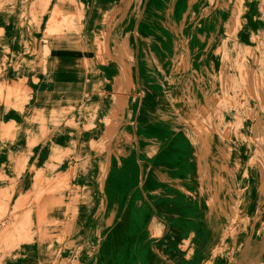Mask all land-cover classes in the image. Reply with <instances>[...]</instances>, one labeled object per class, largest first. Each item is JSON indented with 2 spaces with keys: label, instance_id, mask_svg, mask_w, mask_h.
<instances>
[{
  "label": "rangeland",
  "instance_id": "obj_1",
  "mask_svg": "<svg viewBox=\"0 0 264 264\" xmlns=\"http://www.w3.org/2000/svg\"><path fill=\"white\" fill-rule=\"evenodd\" d=\"M11 27L24 32L10 37ZM132 40L136 57L125 53ZM140 42L149 47L142 76ZM8 47L21 55L0 56V264H232L235 256L242 264L250 239V249L262 250L264 220H250L245 243L234 240L238 206L219 198L220 186L208 178L219 171L233 190L246 188L264 164L256 151L264 146V0H0V52ZM141 79L168 102L158 103L161 120L139 126L147 95ZM199 97L205 104L194 108ZM122 100L135 103L133 116ZM187 113H196L195 133L179 121ZM72 118L96 124L86 132L89 141L95 134L101 158L78 147L84 138L74 141ZM146 123L166 129V138L141 146ZM207 133L216 137L212 154L203 146ZM156 152L180 177L186 156L204 162L196 175L207 178L197 184L204 208H192L215 215L220 237L195 235L193 216L184 217L192 214L191 191L176 181L164 188L168 171L150 157ZM221 163L230 171L217 170ZM235 164L246 178L236 176ZM133 207L142 215L137 226ZM261 260L250 254L246 264Z\"/></svg>",
  "mask_w": 264,
  "mask_h": 264
},
{
  "label": "bare ground",
  "instance_id": "obj_2",
  "mask_svg": "<svg viewBox=\"0 0 264 264\" xmlns=\"http://www.w3.org/2000/svg\"><path fill=\"white\" fill-rule=\"evenodd\" d=\"M162 3H165V1ZM179 6H182L181 1L179 2ZM147 13L148 14L151 13V5H149V7L147 9ZM146 19H147V14L145 16V20ZM87 24L89 25V21H87ZM101 25H102V28H104V22H101ZM99 26H100V23H99ZM139 29L141 32L142 27H139ZM14 32L20 33V32H24V30H18L16 28L11 27V30H8L7 34H8V36L11 37L12 33H14ZM91 33L93 35L92 31L89 32V34H91ZM141 33H143V32H141ZM128 38L133 39L131 29H130ZM50 40H51V42H54V41L57 42V38L55 39V37H50ZM133 48H134V42L132 40V43L129 44V46H128V51L126 50V52H125L129 55V57H136L137 56V55L135 56L137 49L136 48L133 49ZM116 49L117 50L115 51V48H114L116 55H121L122 52L120 51V49H118V48H116ZM85 51L86 52L91 51V44L89 42L86 43ZM138 52H139L138 53V56H139L138 57V64L140 67V76H142L144 74L148 75L149 71L145 70V72H144L143 66L147 62L146 57H148V55H146V53L149 52V47L140 42L139 46H138ZM19 55H21V53L18 51H15L12 47H8L6 49V53L0 52V56H2V57H19ZM110 57H115V55L111 52ZM142 79H146V78H142ZM142 79L140 80V83L144 87V89H145L144 91L147 92V95H146L144 105L141 108V112L139 114V119H138L139 124H140L139 126L144 124V122L146 120H149V118H155V119L161 120L165 113L158 112V110H157L158 105L165 102V101L168 102L167 101L168 99L166 100L164 97H161V96L154 98L151 94V93H153L154 86L150 87L147 84V87H146L147 82L143 81ZM172 96H173V93H172ZM200 97L198 100V104L196 106H194V108H197V106L199 104H205L204 99L203 98L201 99ZM121 102L124 106H127V110H126L127 114L133 116L136 113L137 108H136L135 103H134V107L131 108L132 104H133L132 101H130L128 105L125 102V100H122ZM163 106L166 107L167 105H163ZM76 109H78V105L71 107V110H76ZM179 121L183 124V126H188L190 128L191 132L195 133L197 131L198 124L195 122L196 121V113L184 114V116H182ZM106 123L108 124V128H113V129L116 128V123L114 121L112 123H109V122H106ZM71 125H73V127H71ZM68 126L73 130H75V129L77 130V132L75 134V138H74L75 142L78 141V139L84 138L83 143L79 144V146H78L81 150H83V153L85 152V154L88 157H91V155H94V154H96L97 158H101V155L103 156L102 151L100 149V145L97 144L95 142V138L92 137L95 134L90 135L91 140L89 141L88 140L89 132H86L89 130V126H94V128H95L96 124L92 125V124H89L86 122L75 121L74 118H72L71 122L68 123ZM66 128H67V126H66ZM145 128H146V130L141 135L139 133V137L141 139V146H143V143L146 144V146H147V144L150 143V141H153L152 138H156L158 140L157 137L159 134H161L159 137L163 141L166 138V134L168 132L166 129H163L160 132H157L152 127H149L147 123L145 124ZM78 129H81L85 132L84 134H82L83 136L80 135V133H78ZM101 130L102 131L104 130L102 126H101ZM224 133L226 135L228 134L231 136L235 135L233 131L232 132L225 131ZM44 134H47V131H44ZM97 134H99V132H97ZM205 136H206V140L204 141L205 143L203 144V146L210 147V153L212 154L213 150H214V146H215L216 137L212 136L210 133H207ZM55 141H56V136L54 134V138L51 141V143L55 144ZM154 142H152L151 144H153ZM147 148L148 149L151 148L150 145H148ZM182 148H183V142H178L176 144L175 150H179L180 152L178 154H180L181 156L183 154L181 152ZM193 151L196 152L195 147H194ZM256 151L259 153L258 154L259 158L264 159V146L257 148ZM103 153H104V151H103ZM211 154L208 153V156H211ZM150 157L152 158V160L154 162H156L158 160H162V165H163L162 168H165L168 171L166 180L161 181L164 188L166 187L167 184H171V183L176 181L179 184L180 188H181V185L183 186L184 184H186V189L191 191V193L188 194V196H191V198L188 200V205L191 206V209H192L191 213L192 214L191 215L184 214V217L193 216V221L196 222V225H198V228L196 230H194L195 235H198V234L205 235L204 237L208 240H210L214 235H217L218 237H220V234L224 230H223L222 226H220V225L217 226V224L216 225L214 224V222L217 223V218L215 217V215H212L213 217H210L208 213L199 212L198 214H196L194 209L192 208L193 206L199 207V209H201V210H202V208H204L203 203L201 201L202 197L199 194V192L197 191V184L204 182L205 180H207V178H204L203 180H198V178L196 177V175H198L200 173L199 172V166H202V168L205 169L204 164H203L204 162H202V161L200 162V159H197L194 162L193 161L194 157H193V159H189V155L186 156L184 158V161H187L185 163V169H182L183 171H185V174H184V176L180 177V176L175 175V173L173 171H171L165 167V165L163 163V159L165 158V154L163 152L151 153ZM208 159H210V157H208ZM192 161L194 162L193 166L190 165ZM112 162H120L122 164V166H126V162L120 158L112 159ZM220 162H223L222 159H220ZM262 163H264V161H262ZM116 165L118 166V169L120 170V165L118 163H116ZM85 166H86V164L84 165V167ZM231 168H233V167H231ZM96 169L100 170V167L96 166ZM220 169H221V171H220L221 173L230 171L229 166H227L226 163H221V166H219V168L217 170H220ZM85 171L87 173H90V169L88 166H87V169L85 168ZM180 171H178L177 174L180 175ZM210 171H211V173H210V177L208 179H210V180L213 179L216 186H220L219 198L225 197L226 201L230 200V202H227L229 204V207H230L231 202H233L232 205L238 206L240 222H239V228L234 235V240L240 239L243 243H245L247 240V235L253 229L251 227L250 220L252 218L258 219V221L264 220V210H262V209H264V164L262 166H261V164H259L258 166H256L254 168L251 184L248 187L240 188L237 186V188L234 190L232 189L233 187L229 182H224L222 180V178L217 177L216 173H218L219 171H214V173H215L214 175L212 174L211 169H210ZM233 171L236 172V176L239 177L240 179L246 178V175L243 172L242 167L236 166V164H235ZM115 173H117L120 178L122 177V174L120 171L116 170ZM126 174H127V172H126V168H125L123 171V176L125 177ZM88 177H90V176L88 175ZM79 179H80V181H82L81 178H79ZM248 184H249V178H248V182L246 185H248ZM192 185H194V187H193V189H190L192 187ZM225 188L227 191H229L228 194H225L226 193ZM176 197H178V199L181 200L180 198L182 197V195L178 194V195H176ZM163 202L167 205H168V202H169V205L173 204V202L170 203L169 198L163 199ZM256 204H259V206H256ZM131 212H132V214L129 215V217L133 218V222L136 226L139 225L141 220H142V218H141L142 215L139 214V216H138L136 207H133ZM133 212H134V214H133ZM254 221L256 223V220H254ZM209 223H212V224L209 225ZM260 227H261V225H260ZM196 240L199 242L206 241L205 239H202V238H196ZM26 247H28V246H26ZM139 247H142V248L146 247L147 253H148V251H149L148 250L149 249L148 244L147 245L141 244ZM23 251L26 252L27 254L29 252V250L26 248H24ZM195 253H197V252H195ZM237 254H241V253H237ZM236 259H238V257L235 256L234 262L232 264H237Z\"/></svg>",
  "mask_w": 264,
  "mask_h": 264
},
{
  "label": "crops",
  "instance_id": "obj_3",
  "mask_svg": "<svg viewBox=\"0 0 264 264\" xmlns=\"http://www.w3.org/2000/svg\"><path fill=\"white\" fill-rule=\"evenodd\" d=\"M56 139H57V137H56ZM256 206H259V204H256ZM262 210H264V209H262ZM247 238L250 239L248 237V235H247ZM252 242H253L252 239H250L248 241V243H247V246L242 250L243 251V254H242V264L248 263V257H249V255L250 254H254V253L256 255V260H258V258L260 257V253L262 254V260H261V262H262V264H264V247L262 248L261 251H260V249H258L256 247V249L254 251V249H250V247H249V244L252 243ZM242 251H241V253H242Z\"/></svg>",
  "mask_w": 264,
  "mask_h": 264
}]
</instances>
